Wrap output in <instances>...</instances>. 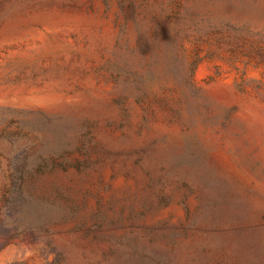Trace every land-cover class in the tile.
I'll return each mask as SVG.
<instances>
[{"label": "rangeland", "instance_id": "rangeland-1", "mask_svg": "<svg viewBox=\"0 0 264 264\" xmlns=\"http://www.w3.org/2000/svg\"><path fill=\"white\" fill-rule=\"evenodd\" d=\"M0 264H264V0H0Z\"/></svg>", "mask_w": 264, "mask_h": 264}, {"label": "trees", "instance_id": "trees-1", "mask_svg": "<svg viewBox=\"0 0 264 264\" xmlns=\"http://www.w3.org/2000/svg\"><path fill=\"white\" fill-rule=\"evenodd\" d=\"M202 23L206 27L207 34H210V33L212 34V33L221 31L223 29V24H224V22L221 20L212 21L208 17H205Z\"/></svg>", "mask_w": 264, "mask_h": 264}]
</instances>
